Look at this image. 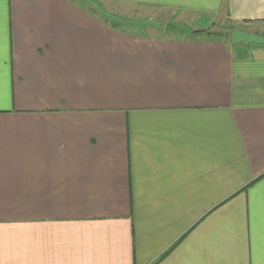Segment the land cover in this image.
I'll return each mask as SVG.
<instances>
[{
  "label": "crops",
  "instance_id": "crops-1",
  "mask_svg": "<svg viewBox=\"0 0 264 264\" xmlns=\"http://www.w3.org/2000/svg\"><path fill=\"white\" fill-rule=\"evenodd\" d=\"M113 1L264 36V0ZM112 21L0 0V264H264V45Z\"/></svg>",
  "mask_w": 264,
  "mask_h": 264
},
{
  "label": "rangeland",
  "instance_id": "rangeland-1",
  "mask_svg": "<svg viewBox=\"0 0 264 264\" xmlns=\"http://www.w3.org/2000/svg\"><path fill=\"white\" fill-rule=\"evenodd\" d=\"M89 2L92 10L100 13L107 21L118 22L123 28L131 29L138 32L157 37L173 38L176 36H185L191 28L197 26L194 22L196 16L191 12H178L172 9H164L147 5H131L129 3H116L113 0H83ZM125 21H132L138 28H131ZM214 24L211 23L203 29L210 28L212 31H226L232 25L224 17L216 16ZM129 24V22H127ZM141 26H140V25ZM119 26V25H118ZM172 28H168V27ZM120 27V26H119ZM231 32L226 35L229 38ZM256 45H264L256 44Z\"/></svg>",
  "mask_w": 264,
  "mask_h": 264
},
{
  "label": "trees",
  "instance_id": "trees-1",
  "mask_svg": "<svg viewBox=\"0 0 264 264\" xmlns=\"http://www.w3.org/2000/svg\"><path fill=\"white\" fill-rule=\"evenodd\" d=\"M114 21H112L113 26H118L116 23H113ZM214 24V22L211 23L210 26H212ZM168 28H172V27H168ZM237 29L234 25H230L227 30L225 31H212L210 28H197V29H190L189 32L186 34L188 37L190 38H207V39H220L223 41H229L230 40V35L229 38L227 37V33L228 32H232V30Z\"/></svg>",
  "mask_w": 264,
  "mask_h": 264
},
{
  "label": "water",
  "instance_id": "water-1",
  "mask_svg": "<svg viewBox=\"0 0 264 264\" xmlns=\"http://www.w3.org/2000/svg\"><path fill=\"white\" fill-rule=\"evenodd\" d=\"M230 41L232 44H262L264 43V36L250 34L238 29H234L230 34Z\"/></svg>",
  "mask_w": 264,
  "mask_h": 264
}]
</instances>
